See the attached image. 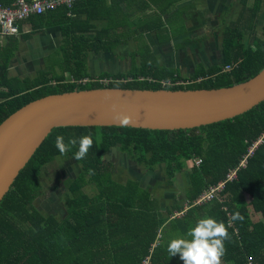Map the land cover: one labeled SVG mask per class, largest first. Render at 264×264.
Instances as JSON below:
<instances>
[{
  "label": "trees",
  "instance_id": "obj_1",
  "mask_svg": "<svg viewBox=\"0 0 264 264\" xmlns=\"http://www.w3.org/2000/svg\"><path fill=\"white\" fill-rule=\"evenodd\" d=\"M14 1L0 0V3L8 6ZM262 1H253L249 9L253 16L259 12ZM102 5L105 0H76L71 9L61 7L27 19L33 31L59 27L63 38L58 48L62 60L60 75L48 76L41 70L35 79H10L8 66L17 38L11 36L0 44V123L25 104L50 94L105 87L217 89L242 83L264 67V37L254 35V23H246L224 31V61L202 69L191 78L181 79L171 68H160L141 42H135V52L140 56L138 67L131 61L124 74L90 76L86 69L90 53L113 51L131 37V33H112L110 20L107 26L95 28L91 21L99 17V10L90 7L98 9ZM245 32L250 35L248 39ZM89 33L94 36L89 37ZM136 35L141 40L144 34ZM226 64L235 65L232 70L223 71ZM66 71L69 79L64 76ZM82 133H91L94 142L82 160L73 158L78 146L66 155H61L54 146L58 134L67 143L69 137H79ZM258 139L261 141L246 158L245 165L237 170L236 179L225 185L218 198L194 204L205 188L224 179L227 172L239 165L247 149ZM116 151L124 154L127 162L141 164L147 174L163 164L168 186L178 183L176 173L190 170L185 181L179 180L178 184L187 188L180 202L187 200L188 209L180 212L183 210L177 205L180 202H175L162 210L150 186L143 185L150 176L142 180L118 167L127 179L115 182L111 176L115 161L110 156ZM58 156L80 165L76 169L66 163L71 166L66 171L68 174L79 172L69 180L62 179L66 189L62 193L63 208L57 206L53 188H45L41 183L42 170ZM48 190L54 197L52 210L49 202H41L47 204L41 208L35 206V201L39 202V197H44ZM235 212L243 220L233 221L227 228L231 240L224 242L226 254L222 264H264V101L231 120L173 131L113 126L55 128L34 151L0 201V264H104L108 246L122 251L133 249L138 264L148 254L151 264H179V255L171 257L167 251L171 238L176 234L186 235L189 227L205 216L227 226ZM116 258L126 264L133 257Z\"/></svg>",
  "mask_w": 264,
  "mask_h": 264
},
{
  "label": "crops",
  "instance_id": "obj_2",
  "mask_svg": "<svg viewBox=\"0 0 264 264\" xmlns=\"http://www.w3.org/2000/svg\"><path fill=\"white\" fill-rule=\"evenodd\" d=\"M245 1L105 0V5L99 6L98 9L95 6L90 7L91 10H99L97 13L99 17L93 19L92 24L99 30L107 26L110 20L112 23L109 28L112 29V33H131V37L125 45H118L113 51L90 53L86 59V69L90 76L97 78L103 73L124 74L130 68L131 61L139 65L140 56L135 52V42H141L151 51L155 63L171 68L181 79L191 78L194 76L195 65L201 64L208 69L224 61L223 33L227 28L235 27L237 24L240 26L246 24L236 21L239 7L244 6L249 10L253 6L254 0H250L248 8ZM262 9L264 12V7ZM249 16L256 18L252 12ZM254 25L256 26V23ZM17 28L16 34H0V44H4L11 36L17 38L16 49L8 66L9 78L15 81L35 79L39 71H46L48 67L51 74H56V71L60 74L58 48L63 44V38L59 27L50 26L41 31H33L31 22L25 20L17 23ZM136 33L144 34L141 40H137L140 38ZM88 36L93 37L94 33H89ZM52 57H57L53 63L50 60ZM64 76L69 79L67 71ZM111 156L114 157L116 154ZM122 156L126 159L124 154ZM111 176L118 183L127 179L119 172L117 163H113ZM145 184L144 182V187ZM178 184L180 183L165 187L162 194H159L161 188H149L152 196L158 198L162 210L169 209L175 202L181 201V196H184L187 188H180ZM186 201L177 204L183 209L180 212L188 209ZM157 236H160V233ZM106 250L107 259L104 264H125L119 263L120 260L116 258L121 255L133 257L128 258L126 264H138L133 249L122 251L114 246H108ZM179 261V264H183L181 259Z\"/></svg>",
  "mask_w": 264,
  "mask_h": 264
},
{
  "label": "water",
  "instance_id": "obj_3",
  "mask_svg": "<svg viewBox=\"0 0 264 264\" xmlns=\"http://www.w3.org/2000/svg\"><path fill=\"white\" fill-rule=\"evenodd\" d=\"M264 101V67L231 87L193 90L96 88L50 94L31 101L0 123V201L48 134L60 127L126 126L173 131L231 120ZM116 105V112L112 105Z\"/></svg>",
  "mask_w": 264,
  "mask_h": 264
},
{
  "label": "clouds",
  "instance_id": "obj_4",
  "mask_svg": "<svg viewBox=\"0 0 264 264\" xmlns=\"http://www.w3.org/2000/svg\"><path fill=\"white\" fill-rule=\"evenodd\" d=\"M112 109L116 112L115 104L112 105ZM113 119L119 122L120 127H126L131 123V117L122 112H116ZM93 143L91 133L69 137L67 143L65 137L58 134L54 146L61 155H66L71 148L78 146L73 158L79 161L87 156ZM236 220H243L239 212L232 214L227 226L223 221H217L213 217L198 218L194 225L189 227L186 235L176 234L168 241L167 251L171 257L179 255L183 264H222V258L226 254L224 242L231 240L227 228Z\"/></svg>",
  "mask_w": 264,
  "mask_h": 264
},
{
  "label": "rangeland",
  "instance_id": "obj_5",
  "mask_svg": "<svg viewBox=\"0 0 264 264\" xmlns=\"http://www.w3.org/2000/svg\"><path fill=\"white\" fill-rule=\"evenodd\" d=\"M252 1V0H251ZM250 0H246L245 3L247 4V8L250 6ZM244 5V4H243ZM263 1L260 3V10L258 13H256V18H250V10L246 9V7L242 6L239 7L240 11L238 13V17L236 18L237 23L239 22L240 24L243 22H246L247 24L251 25L252 23H256V28L254 29V35L255 36H262V34L264 35L263 28H264V12L262 11L263 9ZM248 37H250V35L245 34V39H248ZM57 58V57H56ZM56 58L52 57V63L56 61ZM49 60V61H50ZM58 62L61 63L62 60H60V57L58 59ZM127 66V65H125ZM138 67V65H136ZM160 68H169L166 67L164 64L163 65H158ZM205 70L206 68L202 67L201 64H197L195 65V69H194V75L197 73H200L201 70ZM46 73L48 76L52 75L50 68L48 67L46 70ZM56 74L57 71H56ZM60 75V74H58ZM44 89V88H43ZM120 152L116 151V156H111L110 158L112 159V161H115V163L118 164V167H120V169H122V171H124L127 175L131 174V175H135L137 176V178H141L142 180L145 179V177L150 176L149 180L145 179V185L150 186L151 188H161V190L159 191V194H162L164 192L165 187L168 186V184L165 182V172L163 170L164 165H156L155 170L153 172H150L149 174H147L145 172V169L143 171V167L141 166V164H137L133 161L127 162L124 158H122L123 156L118 154ZM117 157L119 159H117ZM69 160V161H68ZM70 163L72 164L74 167H76V169H79L80 165L76 162H74L73 160H70L69 158H62V157H56L55 161H51L50 163H47L46 166L44 167V169L42 170L41 173V183L43 186H45V188H53L51 191H53L55 194H57V201L56 203H59L57 206H61L63 208V192H66V189L64 188V184L62 183V179H71L72 177H74L76 175V173H78V170L71 171L72 173L68 174L66 171H70L68 169V167L71 166L69 164L66 163ZM77 171V172H76ZM186 171V172H185ZM185 171H183L182 173L178 172L176 173L174 176L178 177V179H176L179 183H183L187 177V172H189L190 170L186 169ZM129 173V174H128ZM124 176V175H123ZM130 176V175H129ZM173 180V179H172ZM49 186V187H47ZM46 192V191H45ZM44 192V197H39V202L35 201V206H39V208H41L43 205H47V204H42L45 202H49V208H53V202L51 201V199H53L54 197L52 196L50 190H48L46 193ZM42 202V203H41ZM48 208V207H46Z\"/></svg>",
  "mask_w": 264,
  "mask_h": 264
},
{
  "label": "built area",
  "instance_id": "obj_6",
  "mask_svg": "<svg viewBox=\"0 0 264 264\" xmlns=\"http://www.w3.org/2000/svg\"><path fill=\"white\" fill-rule=\"evenodd\" d=\"M76 0H15L8 6L0 3V34L13 35L18 31L17 23L27 20L31 16L43 15L58 8L65 7L71 9ZM235 64H226L223 71H230ZM261 140L255 141L248 149L247 153L241 158L239 165L235 169L227 172L224 179L216 184L209 185L195 199L194 204L200 205L218 198L219 194L224 190L225 185L236 179V172L240 166H244L246 158L250 156ZM197 163L199 160L197 159ZM140 264H151L150 255H146Z\"/></svg>",
  "mask_w": 264,
  "mask_h": 264
}]
</instances>
